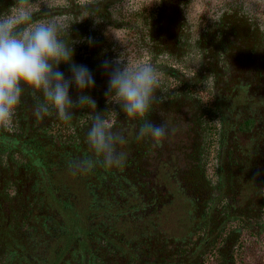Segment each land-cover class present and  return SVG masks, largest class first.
<instances>
[{
	"label": "trees",
	"instance_id": "16d2710c",
	"mask_svg": "<svg viewBox=\"0 0 264 264\" xmlns=\"http://www.w3.org/2000/svg\"><path fill=\"white\" fill-rule=\"evenodd\" d=\"M15 2L0 0V14ZM199 2L33 0L34 19L62 24L60 38L73 46L74 62L91 70L95 87L84 94L124 132L118 145L124 160L118 171L97 167L73 176L68 162L89 155L94 113L74 109L69 124L49 105L38 120L32 111L44 97L26 89L13 124L0 128V264H242L247 237L264 255V97L261 128H247L255 118L248 113L247 120L244 71L236 70L257 72L264 96V2L249 9L237 0ZM120 57L158 68L151 122L159 111L184 115L188 103L196 126L210 122L217 136L226 112H235L228 105L234 100L245 120L240 142L177 147L171 151L180 157L158 169L155 180L138 185L134 168L118 182L117 173L154 150L150 140L136 138L143 122L128 119L105 95L109 74L102 64ZM59 70L71 77L70 65ZM79 94L73 85L70 95ZM161 173L175 176L162 180Z\"/></svg>",
	"mask_w": 264,
	"mask_h": 264
},
{
	"label": "clouds",
	"instance_id": "9594fccd",
	"mask_svg": "<svg viewBox=\"0 0 264 264\" xmlns=\"http://www.w3.org/2000/svg\"><path fill=\"white\" fill-rule=\"evenodd\" d=\"M62 29L63 25L55 19L35 20L33 0H16L8 12L0 14V128L13 124L26 89L44 97L45 103L32 111L38 120L48 114L49 105L61 121L69 124L74 120V109L89 108L94 113L85 138L89 155L69 160V171L76 176L97 167H120L124 155L118 145L125 143L124 132L114 130L107 115L96 111V101L84 94L95 87L94 76L87 66L74 62L73 46L60 38ZM89 43L93 41L90 39ZM61 64L70 65L71 77L59 70ZM102 67L109 74L105 95L121 106L128 119L143 122L137 129V140L148 139L153 147L162 146L171 136L169 121L154 124L148 119L159 103L157 66L120 57L105 60ZM73 85L80 93L76 99L70 95Z\"/></svg>",
	"mask_w": 264,
	"mask_h": 264
},
{
	"label": "flooded vegetation",
	"instance_id": "af4514ba",
	"mask_svg": "<svg viewBox=\"0 0 264 264\" xmlns=\"http://www.w3.org/2000/svg\"><path fill=\"white\" fill-rule=\"evenodd\" d=\"M228 1L234 0H224L223 3L225 4ZM237 2H243V6L249 9L254 4H257L259 0H237ZM205 3H207V1H205ZM236 70L238 72L244 71V74H242L241 76L240 85L242 84L244 88H247V91H245L244 100V108L247 112V120H249L248 113L252 114V116L255 118L254 122H250L247 128H261V124H263V122H261L259 119L260 113L258 102L264 96H261L262 93L257 91V84H260V79H258L259 75L257 72H254V74L251 76V74L247 70L245 71L238 65L236 66ZM261 84L264 88V78ZM228 105H235V112H226V123H218L217 129L218 131H220V133L217 134V136L213 135L215 129L213 128L214 125L210 122L207 123V126L205 128H203L204 126L201 127V125L196 126L195 114L192 111L190 113L188 112V103H186L185 106L182 108V112L184 113V115L181 113L174 114L168 111H159L154 119V124H161L164 123L166 120L169 121L171 136L169 137L168 141H166L160 147H154V150L149 153V156L146 157L143 155V157L140 156L139 158L135 159L132 162L131 170L126 169L125 173H117L115 175V178L118 180V182L124 181V179H126L125 177H128L129 180L130 171H133L134 168H136L139 173L138 185H140L143 181L147 182L149 180H155L156 176L158 175V169H165L167 168V166H172L173 157H177V159L180 157V154L171 151L173 149L176 150L177 147L190 146L193 148L196 144L198 145V147L202 146L203 148L211 146L218 147L219 141L230 145L238 144L240 142L239 140H241L238 131L244 126L245 120L240 119V113L238 112V108L241 107V105L236 104L234 100L230 101ZM137 129L138 128H135L134 131H137ZM182 133L184 134L183 141H181ZM224 133H228V135H224ZM197 137L198 140L196 139ZM127 162H129V159H127ZM187 163H189V158L187 159ZM112 169L118 171L117 168ZM168 176L169 175H167L166 173L160 174V178L162 180ZM170 176L174 177L175 174H172ZM113 187L115 188V186ZM117 190L120 191L121 189L118 188ZM207 195L208 193L205 194L204 198H207ZM250 251L254 252V254H252L254 260H252V258H250L249 256V262L247 263L246 256ZM260 253L261 252L258 246V241L254 238L247 237L246 249L241 258V263L260 264Z\"/></svg>",
	"mask_w": 264,
	"mask_h": 264
},
{
	"label": "rangeland",
	"instance_id": "374dc122",
	"mask_svg": "<svg viewBox=\"0 0 264 264\" xmlns=\"http://www.w3.org/2000/svg\"><path fill=\"white\" fill-rule=\"evenodd\" d=\"M205 1H207V3L208 2H210V3H212L213 5H216V4H219V3H223L224 2V0H200V2H199V4L201 3V2H205ZM264 2V0H259V2ZM140 3H141V1H140ZM252 254H254V252H252V251H250L248 254H247V258H246V261H247V263L249 262V256H250V258H252V260H254L253 259V257H252ZM260 255V260H259V262H261V259H262V261H263V259H264V255L263 254H259ZM264 262V261H263Z\"/></svg>",
	"mask_w": 264,
	"mask_h": 264
}]
</instances>
